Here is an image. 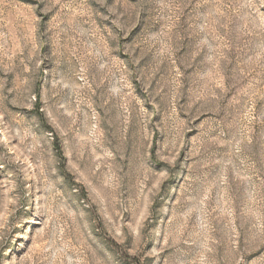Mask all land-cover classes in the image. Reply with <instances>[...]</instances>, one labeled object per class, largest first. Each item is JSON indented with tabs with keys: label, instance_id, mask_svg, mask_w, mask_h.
Returning a JSON list of instances; mask_svg holds the SVG:
<instances>
[{
	"label": "rangeland",
	"instance_id": "rangeland-1",
	"mask_svg": "<svg viewBox=\"0 0 264 264\" xmlns=\"http://www.w3.org/2000/svg\"><path fill=\"white\" fill-rule=\"evenodd\" d=\"M0 264H264V0H0Z\"/></svg>",
	"mask_w": 264,
	"mask_h": 264
}]
</instances>
